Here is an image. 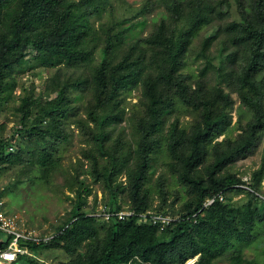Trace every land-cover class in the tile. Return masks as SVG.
Wrapping results in <instances>:
<instances>
[{
  "label": "rangeland",
  "instance_id": "obj_1",
  "mask_svg": "<svg viewBox=\"0 0 264 264\" xmlns=\"http://www.w3.org/2000/svg\"><path fill=\"white\" fill-rule=\"evenodd\" d=\"M100 1L103 5L99 13L90 23L88 20L90 27L81 29L85 36L80 37L81 53L75 54V66L39 63L37 51L31 46L30 54L13 68L0 90V138L11 139L14 135L13 141L9 140L14 146L11 151L24 157L23 163H0V192L8 210L21 214L26 225L39 234L56 237L68 226L78 201L83 202V210L95 216L93 228L80 236L31 250L30 257L38 264H73L99 251L114 223L102 217L101 208L132 206L129 180L137 169L145 135L150 136V165L141 194L150 210L176 217L199 198L197 189L184 178H201L207 184L211 165L231 144L234 146L235 141L247 135L253 118L236 86L248 62L247 47H240L233 40L236 32L232 25L240 16L238 0H211L209 22L186 38L184 50L176 58L173 87L170 82L165 83L172 71L171 56L165 47L151 46L145 41L162 28L168 36L174 32L178 36L187 29L190 19L186 15L177 19L168 12L166 2L171 0ZM145 5L148 14L144 18L139 11ZM127 23L134 30L124 29ZM111 26L115 27L108 35ZM136 44L137 49L133 50ZM133 51V66L120 75L114 68ZM102 65L112 76L99 98L94 78ZM162 72L164 79L160 78ZM131 77L134 80L126 85ZM259 77L264 84V71ZM64 84L69 86L66 96L72 109L59 121L47 123L55 132L47 139L48 147L56 149V159L43 168L37 163L41 155L39 143L26 144L23 141L27 138L16 132L21 127L19 106L25 95L33 94L42 101L56 96V89ZM197 92L209 101L213 119L224 115L214 128L206 124L208 111L195 107ZM198 132L208 135L201 144L202 158L189 173L185 159L193 154L191 140ZM174 144L177 155L171 152ZM261 173L264 174V129L251 148L215 177L240 179L236 189L227 193L231 207L236 208L253 204L257 199L250 192H256L255 189L259 198H264ZM116 186L120 188L117 191ZM259 231V239L244 246L243 252L233 248L212 264H232L233 255L240 253L248 259L259 258L260 264H264V226ZM1 236L7 237L5 233ZM133 257L141 260L136 254Z\"/></svg>",
  "mask_w": 264,
  "mask_h": 264
},
{
  "label": "trees",
  "instance_id": "obj_2",
  "mask_svg": "<svg viewBox=\"0 0 264 264\" xmlns=\"http://www.w3.org/2000/svg\"><path fill=\"white\" fill-rule=\"evenodd\" d=\"M241 1L238 0L240 16L234 21L232 28L236 32L234 43L240 47L245 46L248 50V62L236 81L244 104L253 112L247 135L240 141H235L234 146L231 144V148L215 160L207 172V184L201 178L199 181H196L193 176L184 178L187 183L193 184L197 189L198 202L190 204L187 211L177 215L176 219L163 230L155 224L138 223L137 216L125 220H113L108 238L99 251L87 260L78 259L73 264H184L194 258H196L194 264H212L231 249L237 248L243 252L244 246L259 239V228L264 226L262 195L259 198V191L255 189L256 192H250L257 199L255 202L252 201L253 204L231 207V198L227 196V193L236 189L235 186L241 183L240 179L235 176L215 177L235 157L243 155L251 148L257 135L264 129V84L259 77L264 71V0ZM102 5L100 0H0V90H3L7 84L6 80L11 76L13 68L30 54L31 46L37 51L35 57L39 63L52 67L75 66V54L81 53L80 37L85 36L82 30L90 27L91 18L99 13ZM145 8L139 11V15L144 18L148 14L147 5ZM166 8L177 19L186 15L190 19L187 29L178 36L176 32L168 36L166 30L162 28L147 37L145 42L151 46L165 47L167 54L171 56L172 71L167 75L169 79L167 78L165 83L170 82L169 84L173 87L172 81L175 79L174 72L177 69L176 58L182 54L187 42L186 38L209 22L213 4L211 0H171L166 2ZM144 22L145 20H142V23ZM140 25L139 21L138 26ZM132 26L131 23H127L124 29L132 31L134 30ZM108 28V35H110L113 28L112 26ZM132 48L136 50L137 44ZM134 55L133 51V55L126 57L114 68L117 73L121 75L124 70L133 66L131 60ZM46 57L47 59L44 60ZM109 73L105 65L97 69L94 83L99 98L107 90L108 78L112 76ZM132 73L127 77H130ZM164 77L165 73L162 72L160 78L164 79ZM133 80L134 78L131 77L125 84L128 85ZM68 88L67 84L60 85L56 89V96H51L44 101L33 94L25 95L21 99L19 106L22 112L21 127L17 128L16 132L21 137L27 138L26 142L22 139L26 144L39 143L41 155L37 163L43 168L48 167L56 159L54 157L56 149L51 150L48 147L50 140L47 139L48 136H54L55 132L47 123L59 121L58 118L66 116L72 109L70 99L66 96ZM201 95L199 92L196 93L195 107L208 111L205 113L206 124L209 128H214L223 120L224 115L213 119L209 101ZM89 115L92 117L93 113ZM94 119H97L96 115ZM207 135V132H198L191 140L193 154L185 159L189 173L195 170L202 158L201 144ZM13 138L14 135L11 139L0 138V163H12L16 160L23 163L22 155L12 153L8 150L9 148L8 151L6 150L8 144L12 143L10 146H13V142H9V140L13 141ZM149 140L150 136L145 135L138 152L137 169L130 175L129 180L132 207L136 213L149 209L146 198L141 194L143 181L146 179L150 165ZM171 152L174 155L178 154L177 145H172ZM260 180H262L261 177L259 183ZM248 185L251 186L250 183ZM119 189V186H116L115 191ZM221 195L224 196L223 201L219 198ZM209 198H215V201L205 206L204 203ZM82 205V201L77 202L68 226L57 237L43 239L39 244L27 242L30 250L49 247L53 242L57 243L61 239L76 238L92 229L95 216L83 210ZM230 212L233 214L231 215ZM159 232L161 233L158 234ZM1 233L0 231V246L6 247L8 241L2 239ZM135 254L139 256L140 261L133 259ZM231 262L232 264H260L259 258L248 259L241 253L233 255ZM12 264L38 263L33 261L30 255L25 254L20 255Z\"/></svg>",
  "mask_w": 264,
  "mask_h": 264
},
{
  "label": "built area",
  "instance_id": "obj_3",
  "mask_svg": "<svg viewBox=\"0 0 264 264\" xmlns=\"http://www.w3.org/2000/svg\"><path fill=\"white\" fill-rule=\"evenodd\" d=\"M9 150H13L11 146ZM220 200H224V196L221 195ZM215 198H209L204 203L205 206L212 204ZM101 215L106 221L113 220H125L132 216H137L138 223H150L159 226L160 230H163L168 224H170L176 218L166 212H156L147 210L145 212L136 213L134 208L111 209L101 208ZM0 231L6 234L4 239L8 241L6 247L0 246V264H12L17 261L20 255H32L27 242H35L39 244L43 239L49 240L53 236L41 235L36 230L29 228L21 214L13 213L8 210L4 197L0 192ZM3 239V238H2ZM26 243V244H25ZM196 258L188 260L184 264H194Z\"/></svg>",
  "mask_w": 264,
  "mask_h": 264
}]
</instances>
